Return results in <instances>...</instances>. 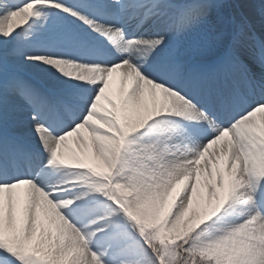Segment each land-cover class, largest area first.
Wrapping results in <instances>:
<instances>
[{
  "label": "snow or ice",
  "instance_id": "snow-or-ice-1",
  "mask_svg": "<svg viewBox=\"0 0 264 264\" xmlns=\"http://www.w3.org/2000/svg\"><path fill=\"white\" fill-rule=\"evenodd\" d=\"M0 264H264V0H0Z\"/></svg>",
  "mask_w": 264,
  "mask_h": 264
},
{
  "label": "rangeland",
  "instance_id": "rangeland-1",
  "mask_svg": "<svg viewBox=\"0 0 264 264\" xmlns=\"http://www.w3.org/2000/svg\"><path fill=\"white\" fill-rule=\"evenodd\" d=\"M120 81H121L120 73L119 72L114 73L113 77L111 79V82H110L109 93H110V95L113 96V98H115L117 100H119V97H120V87H119ZM72 140H73V146L75 147L76 146L75 145V137H73ZM179 187L180 186H177V191L179 190Z\"/></svg>",
  "mask_w": 264,
  "mask_h": 264
},
{
  "label": "bare ground",
  "instance_id": "bare-ground-1",
  "mask_svg": "<svg viewBox=\"0 0 264 264\" xmlns=\"http://www.w3.org/2000/svg\"><path fill=\"white\" fill-rule=\"evenodd\" d=\"M117 73H118V72H117ZM117 78H118V77H117ZM119 87H120V86H119ZM119 87H118V88H119ZM214 147H216V146H214Z\"/></svg>",
  "mask_w": 264,
  "mask_h": 264
}]
</instances>
